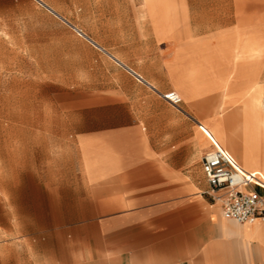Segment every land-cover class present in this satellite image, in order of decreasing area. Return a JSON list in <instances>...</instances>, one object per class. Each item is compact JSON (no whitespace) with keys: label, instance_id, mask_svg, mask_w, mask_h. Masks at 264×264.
Instances as JSON below:
<instances>
[{"label":"crops","instance_id":"crops-1","mask_svg":"<svg viewBox=\"0 0 264 264\" xmlns=\"http://www.w3.org/2000/svg\"><path fill=\"white\" fill-rule=\"evenodd\" d=\"M36 1L84 40L58 116L22 129L34 264H264V217L224 218L201 169L209 138L243 121L246 102L227 114L224 95L257 77L264 96V53L245 50L264 45V0H84L105 40ZM253 149L243 168L264 174V137Z\"/></svg>","mask_w":264,"mask_h":264},{"label":"rangeland","instance_id":"rangeland-1","mask_svg":"<svg viewBox=\"0 0 264 264\" xmlns=\"http://www.w3.org/2000/svg\"><path fill=\"white\" fill-rule=\"evenodd\" d=\"M44 1L55 4L90 35L103 40L113 37L112 31L99 30L97 16L89 14L84 0ZM70 39L84 40L36 0H0V264H34L36 258L30 252L32 239L25 237L32 230L22 226V129L30 128L33 119L57 117L59 104L69 97L67 86L77 80L74 73H82L75 56L78 47ZM245 50L252 56L263 55L264 45L251 39ZM251 81H257L255 87L236 84L224 95L225 113L233 114L252 95L259 96L258 78ZM246 89L250 92L242 93ZM252 123L245 120L241 134L249 169L258 160L253 148L264 137L251 131Z\"/></svg>","mask_w":264,"mask_h":264},{"label":"built area","instance_id":"built-area-1","mask_svg":"<svg viewBox=\"0 0 264 264\" xmlns=\"http://www.w3.org/2000/svg\"><path fill=\"white\" fill-rule=\"evenodd\" d=\"M170 104L183 102L174 90L161 94ZM201 169L208 184L206 194L217 203L226 219L237 223H254L264 217V174L244 169L225 148L214 147L201 156Z\"/></svg>","mask_w":264,"mask_h":264},{"label":"bare ground","instance_id":"bare-ground-1","mask_svg":"<svg viewBox=\"0 0 264 264\" xmlns=\"http://www.w3.org/2000/svg\"><path fill=\"white\" fill-rule=\"evenodd\" d=\"M253 84L254 83H252V85ZM243 111H244L243 121L239 129L235 132V135L226 138V140H224L225 141L224 144L219 146H225L226 148L230 149L232 154L238 159L242 167L249 169L246 165L247 161H245V154L248 155L247 153L248 150L246 148V142L241 139V134L245 127L244 122L245 120H248V121H253V123L251 124L252 125L251 131L252 132L259 131L264 136V96L260 98V95L258 97L252 95L249 101L246 102ZM228 139L230 141H228Z\"/></svg>","mask_w":264,"mask_h":264}]
</instances>
